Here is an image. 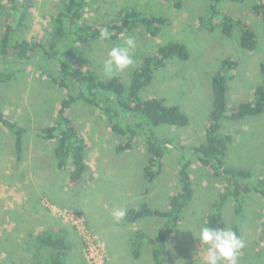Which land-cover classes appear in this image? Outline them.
I'll return each mask as SVG.
<instances>
[{
	"label": "rangeland",
	"instance_id": "obj_1",
	"mask_svg": "<svg viewBox=\"0 0 264 264\" xmlns=\"http://www.w3.org/2000/svg\"><path fill=\"white\" fill-rule=\"evenodd\" d=\"M174 1H180L182 6L176 7ZM63 3L64 0H36L26 37L48 41L53 19ZM253 3L254 0L223 2L232 15L246 18L256 29L260 43L256 50L250 51L241 46L239 30L227 36L221 29L209 31L201 25L200 17L208 14L210 0H100L87 9L85 20L110 21L117 17L121 7H132L146 14L164 16L170 24L158 36L137 28L116 41L90 42L79 52L78 62L95 69L101 77H111L104 73L107 54L131 36L136 41V47L130 50L134 63L115 74L129 82L144 56L154 54L172 40L185 43L189 59L175 58L157 70L141 96L165 98L189 115L188 126L160 127V133L175 137L187 146L201 144L213 102L211 77L221 69L223 60L229 57L239 62L236 76L228 83L230 107L252 100L260 83L264 21L252 11ZM4 31L5 16L0 14V38ZM24 70L18 80L0 83L5 112L28 129L25 151L19 159L13 133L0 124V264L38 261L50 264L49 253L37 244L36 235L58 225L70 229L75 244L71 264H95L93 253L101 264H151L149 247L140 260L133 256L130 259L126 251L132 231L127 226H132V222L117 223L111 212L113 208L129 209L144 201L152 207L167 208L170 196L179 187V161L183 155L191 158V153L180 150L179 143H175L165 159L163 172L151 183L143 174L148 157L144 138H139L132 148L118 152L116 147L123 137L112 130L99 110L78 103L71 116L87 142L88 171L81 183L74 184L69 180V170H60L56 165L53 152L56 142L38 135V127L52 125L57 120L64 91L50 84L33 65ZM224 131L234 137L227 157L229 166L246 167L256 176L263 175L264 114L239 121L227 120ZM192 173L196 196L170 239L169 264H203L207 246L201 244L198 236L205 226L206 213L214 208L225 186L221 178L212 176L201 165L195 164ZM223 215L226 228L244 242L237 264H264V198L258 194L247 196L243 216L229 202ZM136 224L155 234L161 229L162 220L154 217Z\"/></svg>",
	"mask_w": 264,
	"mask_h": 264
},
{
	"label": "trees",
	"instance_id": "obj_2",
	"mask_svg": "<svg viewBox=\"0 0 264 264\" xmlns=\"http://www.w3.org/2000/svg\"><path fill=\"white\" fill-rule=\"evenodd\" d=\"M99 2L64 0L53 19L48 41L29 39L25 35L36 0H6L0 3V14L5 16V31L0 38V83L18 80L24 68L33 65L50 84L64 91L57 120L52 125L38 127V135L44 140L56 142L53 151L56 165L60 170H69L72 183H81L88 171L87 142L79 124L71 116L72 109L78 103L99 110L112 130L123 137L124 140L116 147L118 152L132 148L139 138H144L148 157L143 174L152 183L163 172L171 147L179 143L177 138L160 133L158 128L186 127L190 124V117L165 98H143L141 91L151 84L157 70L165 68L175 58L189 59L190 52L185 43L172 40L160 46L154 54L144 56L141 64L133 70L129 82H124L119 75L101 77L95 69L78 62L79 52L84 46L93 41H116L137 28L158 36L170 21L164 16L146 14L132 7H121L117 17L110 21L85 20L87 9ZM223 2L210 0L208 14L200 17L201 25L209 31L221 29L227 36H233L239 30L241 46L250 51L256 50L260 38L254 26L246 18L232 15ZM174 3L178 8L182 6L180 1ZM252 11L264 21V0H254ZM104 28L110 33L107 39L100 38ZM238 67L237 60L225 58L221 69L211 77L213 102L205 140L192 146L179 143L178 148L189 151L191 158L183 155L179 161V187L170 196L168 207H152L144 201L127 209V222L135 223L154 217L162 220L161 229L155 234L143 227L132 233L130 247L135 258H140L145 245H149L151 264H169L170 239L196 196L192 173L195 164L225 183L216 205L204 217L205 226L226 228L223 212L229 202L234 204L236 213L243 216L247 196L258 194L264 198V174L256 176L249 168L229 166L227 162L234 137L224 131V122L264 114V62L260 66L261 78L254 98L237 106H229L228 83L236 76ZM0 124L13 133L17 157L22 158L28 129L5 112L1 95ZM37 240L48 251L51 264H70L69 254L74 243L68 228H47L37 236Z\"/></svg>",
	"mask_w": 264,
	"mask_h": 264
},
{
	"label": "clouds",
	"instance_id": "obj_3",
	"mask_svg": "<svg viewBox=\"0 0 264 264\" xmlns=\"http://www.w3.org/2000/svg\"><path fill=\"white\" fill-rule=\"evenodd\" d=\"M109 36L107 28L101 30V39H107ZM134 47L136 41L131 36L126 37L122 44L113 46L104 61V73L114 76L132 65L134 60L130 50ZM111 215L119 223L126 217L127 209L113 208ZM198 238L202 245L207 246L203 264H237L238 254L244 247V242L232 229L206 225L201 228Z\"/></svg>",
	"mask_w": 264,
	"mask_h": 264
},
{
	"label": "crops",
	"instance_id": "obj_4",
	"mask_svg": "<svg viewBox=\"0 0 264 264\" xmlns=\"http://www.w3.org/2000/svg\"><path fill=\"white\" fill-rule=\"evenodd\" d=\"M122 221H125V222H127L126 220H125V218L122 220ZM139 222V221H138ZM138 222H135V223H132V226H131V224H130V226H127V229L129 230V231H132V233L136 230V229H138V228H140V227H142V226H138L136 223H138ZM128 223V222H127ZM62 225H58V226H56V227H54V228H58V227H61ZM66 228H68V227H66ZM144 228V227H143ZM47 229V228H46ZM45 229V230H46ZM69 229V228H68ZM146 229V228H145ZM70 230V229H69ZM147 230V229H146ZM44 231V230H43ZM149 231V230H148ZM150 232V231H149ZM41 233V232H40ZM40 233H38L37 235H36V242H37V244L42 248V249H44V250H46L45 249V247L44 246H42L40 243H39V241L37 240V236L40 234ZM128 252L126 251V253H127V255L130 257V259H131V257L133 256L132 255V253H131V240L129 239V241H128ZM74 247H75V244H74ZM74 247H73V249L71 250V252H70V254H69V263H70V259L75 255V254H73V250H74ZM147 247H149L150 248V246L149 245H145V247H144V249H143V253L145 252V250H146V248ZM47 251V250H46ZM143 253H142V255H143ZM72 254H73V256H72ZM114 258H116V259H118V256L117 255H115L114 254V256H113ZM134 257V256H133ZM41 258H43V254H41ZM135 258V257H134ZM141 258V257H140ZM140 258H137L136 260L138 261V260H140ZM48 259H49V255H48ZM41 261V260H40ZM49 261H50V259H49ZM36 264H40V262L38 261ZM51 264V263H50ZM71 264V263H70Z\"/></svg>",
	"mask_w": 264,
	"mask_h": 264
},
{
	"label": "built area",
	"instance_id": "obj_5",
	"mask_svg": "<svg viewBox=\"0 0 264 264\" xmlns=\"http://www.w3.org/2000/svg\"><path fill=\"white\" fill-rule=\"evenodd\" d=\"M90 248L93 249V246L90 245ZM92 259H93V261L95 262V264H101V263H102V261H98V258H97V256H96V253H93V254H92Z\"/></svg>",
	"mask_w": 264,
	"mask_h": 264
}]
</instances>
